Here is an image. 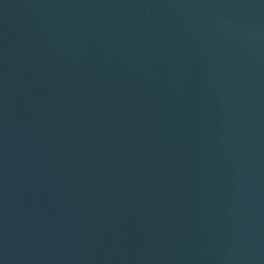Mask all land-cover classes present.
I'll list each match as a JSON object with an SVG mask.
<instances>
[{
  "label": "water",
  "instance_id": "1",
  "mask_svg": "<svg viewBox=\"0 0 264 264\" xmlns=\"http://www.w3.org/2000/svg\"><path fill=\"white\" fill-rule=\"evenodd\" d=\"M0 264H264V0H0Z\"/></svg>",
  "mask_w": 264,
  "mask_h": 264
}]
</instances>
